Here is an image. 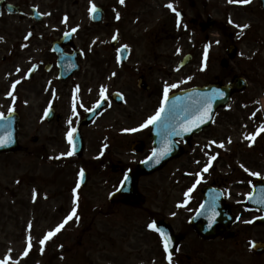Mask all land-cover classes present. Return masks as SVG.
<instances>
[{
  "label": "rangeland",
  "instance_id": "1",
  "mask_svg": "<svg viewBox=\"0 0 264 264\" xmlns=\"http://www.w3.org/2000/svg\"><path fill=\"white\" fill-rule=\"evenodd\" d=\"M207 1L209 5L205 13L201 12L196 1L194 9L197 14L206 16L202 18L203 22L207 19L215 21L213 30L209 32L202 33L199 28L187 30L182 22L178 23L166 8L167 4L178 7L177 2L172 0H160L156 9L150 6L151 0H148L145 2V26H133L129 32L126 29L128 21H125L122 28H119L120 31L117 30L120 44L129 47L133 53L130 62L141 60L144 67L153 68L151 73L157 78L154 87L158 91L173 84L177 87L170 91L202 86L207 81L216 79L221 73L219 63L231 44L239 48V55L228 69L232 70L231 76L244 73L250 82L242 96H235L226 110L218 112L213 127L202 132L201 136H196V143L200 148L196 147L193 151L200 153V158L204 155L198 166L193 164L200 158L195 159L192 164L188 159H183L168 165L156 175L139 181L138 191L144 199V204L139 207L130 204L111 206L107 200L120 176L119 171L111 174L109 165L125 169L139 160V157H132L129 153L128 143L133 137L122 138V147H106L103 152L95 143V138H99V135L88 134L83 156H68L70 150L65 127L61 124H47L43 119L48 103L32 95L26 97L22 92H19V97H15L16 101L12 103L11 95L4 91L0 97V114H8L11 108L19 115L20 150L14 155H0V238L3 255H18L23 247L22 239H30L35 244L32 246L33 250L38 253L44 234L73 206L71 193L76 191L75 180L84 161L91 180L78 191L81 204L78 203L77 206L80 208L81 220L66 224L54 239L44 243H47L44 259L56 251L58 246L55 244L64 243L65 256L58 260L54 258L51 260L53 264H168L162 260L157 238L148 225L154 219L166 220L170 225L185 219V208L176 206L182 200V191L192 179L185 178L186 184L182 185L181 172L196 175L199 173L198 168L202 170L200 166L206 155L211 153L218 154V161L214 163L216 166L210 174H199V184L202 186L204 183L218 181L227 175L224 188L230 202L236 204L243 198V194L235 189L237 160L241 157L258 159L260 164H264V154L260 155L257 151L264 152L261 149L264 146V134H260L256 140L258 148L255 151L246 148L244 139V135L251 132L247 126L251 125L253 116L264 122V15L258 11L254 0L248 4H239L240 0H234L233 3H229V0ZM46 3L41 6L42 11ZM97 3V0H83L79 7H67V11L73 16L68 21L67 29L79 30L75 38L77 47L100 44L109 47L110 38L115 34L110 24L104 27L89 24L90 8ZM187 4L183 3L181 7L188 17H192L194 10H190L189 5L185 7ZM229 20L232 21L231 24ZM18 24L26 27L28 21L18 22L4 17L0 20V30L20 29ZM1 37L6 43L0 44V61L1 57L7 58L13 45L11 36L3 34ZM205 44H211L206 61L203 58ZM188 54L192 56V62L184 69H178V63ZM251 63L253 67L250 66ZM26 67L27 65L23 69ZM65 102L64 99L60 102L62 110L59 109L65 116L64 124L70 115ZM72 104L73 101L70 108ZM75 105L77 107L76 102ZM207 133L210 134L208 140L204 138ZM220 144L224 147L217 146ZM99 154H102V159L97 161ZM97 162L104 163L105 167L98 166ZM259 171L264 174L262 165H259ZM175 180L179 181L175 183ZM235 212L239 217L245 215L240 208ZM43 258L35 254V264L44 262ZM225 258L222 260L223 264H264V259L256 261L242 253L240 247L233 256ZM13 261L14 258L9 260L10 263Z\"/></svg>",
  "mask_w": 264,
  "mask_h": 264
},
{
  "label": "flooded vegetation",
  "instance_id": "2",
  "mask_svg": "<svg viewBox=\"0 0 264 264\" xmlns=\"http://www.w3.org/2000/svg\"><path fill=\"white\" fill-rule=\"evenodd\" d=\"M147 1L124 0L122 5L119 0H97L96 6L101 8L103 21L91 26L104 27L106 24H110V28L117 34H113L112 37L118 40L117 30L122 28L125 21H128L126 29L129 32L132 31L133 26L141 27L146 25L147 5L145 2ZM159 1L151 0L150 6L156 9V4ZM172 1L179 3V5L187 2L188 4L185 7L189 5L190 10L194 11L195 1L198 2L199 6L202 3V0ZM81 2L83 0H0V5H11L19 11L14 15L2 12L0 20L7 17L18 22L28 21V26L26 27L18 24L20 29L0 30L1 45L6 43H4L1 35L8 34L13 38L11 51H9L7 58L1 57L0 61V97L6 91L8 95H11V101L14 102L16 101L15 97H19V92H22L26 97L32 95L42 102H47V108H51L54 112L53 120L48 124H61L68 132L70 130L68 121L71 119V128L75 130L74 133L78 132L80 134L84 146L88 142L86 136L88 134L99 135V138H95L98 148L104 146L118 149L122 147V138L133 137L134 139L128 143L129 147L135 142H141L142 153H130V155L139 157L141 162L149 156L152 149L151 126L137 133H130L126 130L140 127L149 117L155 115L161 107L164 97L154 87L157 78L153 77L151 73L153 68L144 67L141 60L135 63L130 62L131 57H133L131 51H127V61L119 63L115 61L117 59L118 46L103 47L100 44L77 47L75 38L79 30L72 36V44L70 46L66 45L64 36L67 32L68 21L72 20L73 17L67 11V7L69 5L79 7ZM44 3L46 5L44 11H42L41 6ZM32 8L38 12L37 19L34 15L27 14V11L31 12ZM205 9L206 7L203 6V10ZM180 17L186 21V27L191 25L197 27L200 21H198V18L189 20L184 9L180 12ZM65 18H67L66 22ZM22 31L24 32L21 34ZM55 44L57 45V50ZM60 56L66 58L74 56V61L77 63L78 70L68 79L61 78L62 73L58 62ZM26 65L27 67L23 69ZM243 75L245 74L243 73ZM226 76L227 73L222 75V77ZM139 80L142 81L143 85L150 86L148 91H141L135 87ZM13 84H16L15 89L12 88ZM67 89L68 93H66ZM102 90H106L103 96H101ZM63 99L64 102L66 101L68 112L70 110V115L66 119L68 121L65 124V116L59 110H62L60 102ZM74 100L77 103V110L73 115L70 103ZM100 100L102 101L97 113L92 118L87 117L88 113L95 108ZM255 120L256 118L252 121V125L247 126L248 131L254 130ZM204 138L210 139V134L207 133ZM197 140L195 136L186 143L179 142L183 149L182 158L171 161L167 165L183 159H188L187 161L191 163L196 157L200 158V153H194L193 151L196 147L200 148V145L196 143ZM257 145L253 147V150L258 148ZM261 149H264V146ZM257 151L260 154L259 150ZM262 154L264 152H261L260 155ZM237 161L238 174L236 176L237 186L235 189L241 192L244 197L240 198L236 204L230 202L227 190L224 188V180H226L227 175L221 180L212 181L209 184L206 183V186L208 184L209 188L220 194L221 201L219 206L226 207L227 205L232 214H236V209L240 208L245 215L242 217L237 215V218L243 220H237L229 225L224 222H216L209 231L197 232L193 228L192 223L189 222V217L191 216L189 212L195 211L201 202V191L197 192L198 195L194 192L185 206V219L171 225L176 236L181 239L177 253L172 258L173 264H223L222 260L224 261L225 257L233 256L239 247L242 253H246L256 261L264 259V254H255L249 244V241L254 244L264 242V223L258 220L261 217V213L257 209H247L245 206L247 197L253 191L254 178L264 179V174L259 171V165H262L264 169V164H260L258 159L242 157ZM97 165L103 164L97 162ZM244 169L258 175L250 176ZM117 171H119V175H122L124 169L118 167ZM90 180L91 176L88 177L87 182L89 183ZM124 203L133 205L131 201ZM249 220L253 221V223H245V221ZM208 225L206 222L199 223V226L202 227ZM26 240H21L23 245L27 244L25 243ZM16 242L17 239L14 244ZM32 245L35 244L31 243ZM59 245L56 251L46 259L43 258L44 254L42 256L43 249L38 248V254L44 260L41 264H53L54 262L51 260L54 258L58 260L65 256L63 253L64 243L61 242ZM55 246H58V243ZM46 250L45 248V252ZM34 253L33 248L30 249V247L27 251L28 257L22 258L20 254L16 255L14 253L12 256L10 255V258H14V261L12 263L9 262V264H35ZM4 257L2 239L0 238V261L5 260Z\"/></svg>",
  "mask_w": 264,
  "mask_h": 264
},
{
  "label": "snow or ice",
  "instance_id": "3",
  "mask_svg": "<svg viewBox=\"0 0 264 264\" xmlns=\"http://www.w3.org/2000/svg\"><path fill=\"white\" fill-rule=\"evenodd\" d=\"M234 0H229V3H233ZM240 2L242 3H250L251 0H240ZM120 4H124V0H119ZM167 8L169 9H173V5L172 4H167L166 5ZM96 11L95 7L92 6V8H90V15L92 12ZM177 18H179L180 13L176 12L175 13ZM117 19H119V17H117ZM67 18H65V22H66ZM178 23H179V19H178ZM229 23L231 24L232 21L229 20ZM244 27H248V26H244ZM243 29H241L242 31ZM217 44L219 43L218 41L216 42ZM211 47V44H205L204 48H203V58L206 61L208 58V53H209V49ZM123 51V50H121ZM202 71L204 70L203 68L201 69ZM17 83H19V81H17ZM16 84L12 85V88L15 89ZM177 85L173 84L170 87L166 86L163 89V96H164V101L161 105V107L159 108V110L155 113V115L149 117L140 127L138 128H133L130 130H126L130 133H137L140 132L144 129H148L150 126L152 125H157L158 122H160L162 120V114L165 113V107L164 104L167 103L168 98H169V92L171 89L176 88ZM78 91V89H77ZM104 91L106 90H102L101 91V96L104 95ZM218 95H222V94H218ZM106 99V97H105ZM211 97H201L198 100L194 101L192 105L186 107L184 109V115L181 117L180 120L176 121L173 124H165V128L166 129H170L169 131V135H181L182 132L184 133H190L192 131H194L195 129L199 128L201 126L202 123H207V119L210 118V108H211ZM97 107H99V105H97ZM12 109L9 108V115H11L12 113ZM72 111L73 113H75L76 111V105H75V100L73 101V107H72ZM47 112L45 113V116H47ZM5 120V117L3 114H0V121ZM68 125L70 130L67 132L66 134V139L69 145H73V137H74V129L71 128L72 126V120L70 119L68 121ZM261 131H264V128H261L258 130V132L255 135H259ZM255 135L253 136H246V139L249 140H254L255 139ZM11 140V134L10 132L7 135H0V147H4L6 145V143H8ZM214 143V142H211ZM229 143H231V141L229 140ZM220 148H223L224 145L220 144L217 145ZM169 149L167 147H165L164 149H162L161 151L157 152V151H153L151 157H149V159H154L157 163L159 162L160 159H162L164 156H166L168 154ZM68 156L73 155V151H69L67 153ZM61 157H56V159H60ZM216 157L212 156L209 158L208 161V165L205 166L203 168V172L207 173L209 171V168L211 167V162L213 160H215ZM197 163H199L197 161ZM246 172H248L247 169H244ZM248 174L251 175H258V174H254L251 172H248ZM81 177L83 176V172H81L79 174ZM197 175V180H196V184H199L201 182V178L199 176V173L196 174ZM125 180H127V177H125ZM195 185H193V188H190L188 190V192L184 193V203L178 204L176 207L177 208H183L186 206V204L188 203L189 197L192 193V191L194 190ZM73 196H76V193L73 192ZM249 199H252V197H249ZM73 210L72 212L65 218V220L57 226V228L54 231H51L49 233H47L44 238L40 241L41 245H43L47 240L51 239L53 236H55L70 220L73 219L74 216H76V200H73ZM208 207L212 210V215L209 217V226H211L214 222H215V217H216V213H215V198H213ZM201 208H204V205H201ZM260 219H264V217H260ZM245 223H253V221H245ZM148 228L150 231L153 232H158V228L155 224H149ZM160 239L163 243V251L166 253V260L168 262V264H172V256L169 254V247H168V243H169V238L164 235L163 233H160ZM249 244L251 247H255V244L251 241H249ZM31 246V241L29 239V247ZM27 253H25L26 255ZM0 264H9V261L7 259L0 261Z\"/></svg>",
  "mask_w": 264,
  "mask_h": 264
},
{
  "label": "water",
  "instance_id": "4",
  "mask_svg": "<svg viewBox=\"0 0 264 264\" xmlns=\"http://www.w3.org/2000/svg\"><path fill=\"white\" fill-rule=\"evenodd\" d=\"M212 25L213 23L209 22L207 25L203 27V29L211 28ZM235 52H236L235 48H230L227 51V55L229 56L230 59H232L235 56ZM188 62H189V58H185L181 66L187 64ZM221 66L227 67V62L223 61L221 63ZM245 86H246L245 82L242 79L234 78L232 82L227 86H223L221 84L209 85L199 90H193L191 92H187L183 96H181L183 100L190 102L191 105L193 104L194 101L198 100L201 97H211L212 98L211 108H210V118L207 119V123H202L199 128L195 129L192 132L196 133L200 131L202 128H204L205 126H208L215 114V111L219 108L227 106L231 98V95L234 93L241 92L245 88ZM218 94H222V95H218ZM15 118L16 119L9 116L5 120L0 121V135H7L9 132L11 134V140L8 143H6L4 147H0V153H15L16 151L19 150V146L17 144V135H16L17 117ZM77 144H78L77 152H81V145L79 144V141H77ZM162 160H164V158L160 159L159 162L157 163L154 159H152L151 161L140 165L137 168L136 172L128 174L127 180L125 181V184L123 185L122 189L113 195L112 200L121 201V200H124L125 198H137V194L135 193V187H136V182H137L138 177L140 175H148L160 169L165 162L163 161L162 163L161 162ZM216 211H218L217 208H215V213L217 215L218 212ZM227 212L228 211L226 210L219 209V213L216 216V218L218 217L217 220L222 221V222H231V219L226 214ZM198 214H199V217L203 214V216L205 217V220L209 221V217L212 215V210H208L205 212L203 210L202 212ZM194 221H197V222L199 221L197 216L194 218ZM160 225L161 224H158V228L161 230L162 226ZM163 229L166 230L165 228ZM196 230H200V228H196ZM168 235L171 237L169 233Z\"/></svg>",
  "mask_w": 264,
  "mask_h": 264
}]
</instances>
